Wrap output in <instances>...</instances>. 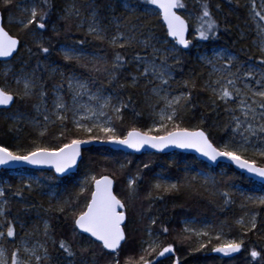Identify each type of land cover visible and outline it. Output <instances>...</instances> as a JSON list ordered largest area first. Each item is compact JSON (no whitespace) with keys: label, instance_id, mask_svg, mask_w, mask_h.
<instances>
[{"label":"snow or ice","instance_id":"snow-or-ice-1","mask_svg":"<svg viewBox=\"0 0 264 264\" xmlns=\"http://www.w3.org/2000/svg\"><path fill=\"white\" fill-rule=\"evenodd\" d=\"M14 2L2 0L4 7ZM196 2L199 4V14L195 17L193 29L195 40L218 39L222 28L224 31L229 30L227 17L223 21L217 19L211 0ZM115 3H119L125 13L123 16L113 15L109 19L108 23L115 26V32L100 21V5L95 0L86 3L87 16L83 19L81 8L75 3L65 7L59 18L64 22V31L70 29L73 19L79 21L76 24L78 28H83L86 20V36L106 43L113 49L110 58L93 56L91 59L76 49L63 51L66 62L104 77L95 91L89 82L63 72L59 73L60 81L49 89L43 76L37 74L41 67L39 62L31 72L26 71L23 64L18 72L10 68L0 72L5 81L10 75L12 77L11 84L0 85V108L8 110L16 102L30 106L36 116L25 117L21 113L9 119L32 125L38 133L28 148L17 144L14 150L0 144V165L24 163L54 169L59 178L78 166L82 146L93 142L119 145L135 152L145 147L157 152L177 148L192 150L212 164L228 161L241 173L247 174L246 177L230 176L225 184L243 178L249 183L258 180L264 186V23L255 26L257 40L253 44L259 55L258 61L248 63L254 59L252 55H248L247 61H241L238 56L226 51L200 58L212 70L200 84L199 90L209 94L212 111L222 105L227 114L223 129L229 132V136L218 143L205 127L207 117L203 114L194 126L186 123L189 113L199 106L193 96L197 89V75L190 74L177 82L181 89L178 94H174L177 89L172 88L176 82L173 75L175 66L182 64L181 50L196 46L188 38L191 18L178 12L187 9L186 0H103V6L113 13ZM228 3L232 4L233 0H228ZM236 4L239 6V0H236ZM16 6L23 14L19 20L20 30L30 34L39 53L47 56L51 41L45 43L43 31L49 27L53 0H40L39 3L32 0L22 5L17 3ZM215 9L217 12L222 11V5L217 3ZM251 11L259 21L264 22V6L257 11L253 0ZM153 20L161 22L159 26L163 29V37L157 35ZM51 30L55 36L61 35V29L55 24ZM78 43L83 45L85 41L80 40ZM21 50L33 55L32 49L22 44L18 35L10 34L0 23V60L7 63L9 58L19 56ZM55 74L56 70L53 69L49 78ZM105 85L111 90L108 94ZM62 92L69 95L71 102L65 99ZM133 93L143 96V104L148 109L147 114L152 123L145 127L129 126L122 134L116 124L124 120L126 110L131 109L135 116L143 115L135 108ZM85 97L87 102L84 101ZM70 115L75 131L85 135H74L65 142V129ZM56 125L60 126V136L54 139L59 143L42 142L49 127ZM16 130L20 131L19 128ZM143 167L147 169L150 165L145 163ZM36 183L39 184L38 181ZM113 183L108 175L99 178L92 175L84 179L74 197L58 200L55 209L50 207L45 210L64 214L66 219L71 217L72 238L57 240L45 221L43 242L31 247L26 242L16 243V223L14 219H8L10 209L6 190L0 187V264H155L153 256L164 257L165 254L173 253V245L162 244L159 236L153 232L158 218H149L143 231L146 238L134 240V225L137 222L128 215V204L114 194ZM135 183V179L129 181V195L132 198H135ZM209 183L213 188L217 184L211 177L205 178L204 184ZM7 187L11 189V185ZM181 187L183 185L179 183L163 181L153 185L154 190L160 193L158 199H163V194L180 191ZM33 190V182H22L12 191V195L23 197L25 191L31 194ZM85 193L87 195L82 207H77L79 198ZM237 193L240 194L239 207L246 211L231 224L227 220L223 221L218 230L196 231L197 237H207V241L198 242L195 251L211 245V252L228 257L240 253L245 245L243 237L256 232L260 212L254 209H264V195H248L231 183L227 190L218 191L221 206L235 204L233 197ZM53 195L49 194L50 199ZM233 227L239 230L238 237L231 238ZM162 232L167 233L168 228L163 227ZM188 232L189 229L185 228L184 240L189 239ZM53 252L59 253V257L54 258ZM250 257L257 264H264V255L256 248L250 250ZM175 264H180L179 260Z\"/></svg>","mask_w":264,"mask_h":264},{"label":"trees","instance_id":"trees-1","mask_svg":"<svg viewBox=\"0 0 264 264\" xmlns=\"http://www.w3.org/2000/svg\"><path fill=\"white\" fill-rule=\"evenodd\" d=\"M20 0L9 6L4 7L2 0H0V11L3 17V25L12 35H18L22 44L27 45L32 49L33 55H29L26 50H21L16 62H24L27 67L32 71L36 68L37 62L41 67L37 72L38 75H42L46 86L49 88L51 83H57L56 77L49 78L48 65L51 63L58 64L62 67L66 74L76 73L84 79L89 80L93 84H100L104 80V77L98 73L90 72L85 68L78 67L74 63H68L63 59V54L60 53L58 47L62 44H70L79 46L85 51L97 53L99 57L110 58L113 53V49L106 43H101L97 40H93L91 37L86 36V31L83 28H78L76 24L77 20L71 21V27L68 31H64V22L59 19L62 15L61 12L65 6L75 1V4L81 9H87L85 7L88 0H53L54 9L48 21L49 27L43 31V39L47 44L51 41L50 53H39V50L35 47L33 37L20 30V26L8 25L4 23L5 16L7 14L19 15L16 11V5ZM37 3L40 0H36ZM100 5L99 17L104 19L107 13V8L103 6V0H95ZM187 9H181L191 18V25L189 29V37L193 40V43H202L203 48H209L210 46H220L235 53L241 61H247L248 55H252L254 59L248 62H256L259 59L258 53L251 45L252 33L249 31V24L251 20L248 18L249 4L245 0H239V6L236 4V0H233L232 4L228 3V0H211L212 10L217 19L223 21L227 17L229 24V30L224 31L223 28L219 32L218 39H212L209 41H197L194 39V26L195 17L199 14V4L196 0H186ZM220 3L222 5V11L217 12L215 5ZM114 12L124 13L115 3L113 5ZM125 15V13H124ZM160 21L153 20V24L156 25V33L158 36L163 37V29L159 26ZM55 24L57 28L61 29V35L55 36L51 30V26ZM192 35V36H190ZM243 36V39L241 38ZM84 40L83 45L78 41ZM178 47V46H177ZM182 64L175 66L174 75L177 81H182L190 74L197 75V89L193 93L196 103L199 105L193 112L189 113L186 117V123L188 126H194L198 123L201 115L207 117V123L205 127L210 131L211 136L215 142H220L227 139L229 132L224 131L223 125L226 122L227 114L223 111V106L220 105L216 111H212L209 105V94L199 90L200 84L206 80L207 69L201 66L194 58V48L190 47L186 50H181ZM89 59L93 56L86 55ZM14 63V68H18L14 60H9ZM10 77L7 78V80ZM123 80V76L121 77ZM5 79L0 78V85L4 84ZM106 86V85H105ZM179 86V83H178ZM107 87V86H106ZM50 89V88H49ZM110 90V89H109ZM180 91V86L177 89ZM111 91V90H110ZM143 89H141V92ZM67 94L66 92H63ZM136 99L135 108L137 111L143 113L141 116H135L131 109L126 110L124 114V120L117 122L116 127L123 134L127 131L129 126L145 127L149 125L151 118L148 116V109L143 104V96L133 93ZM28 113L31 114L33 109L21 102H16L14 106H11L8 110H0V144L6 145L9 148L15 150L17 144L22 145L25 148L31 147V140L37 137V134L30 129L25 123L18 122L6 117L7 114ZM69 121L65 129V142L70 136L85 135L83 133H77L75 130L70 129ZM19 128L20 131L16 129ZM70 135V136H69ZM60 136V126L49 127L47 135L43 138V141H49L52 144L59 143L54 137ZM85 138H87L85 136ZM100 142H93L84 145L82 149L81 161L74 174L65 177L57 178L50 171H35L30 169H24L36 173L42 178H45L48 182L56 183L58 187L62 189L59 197L60 200L74 197L78 188L72 183V178L85 172H90L97 177L103 174L111 175L115 180L114 193L118 198L122 199L128 204V215L137 223L134 225L136 232L134 240H140L146 238L143 236L144 228L148 225L149 218H158L157 224L153 226V232L159 236V240L162 244L173 245L174 252L166 254L164 257L153 256L152 259L155 264H175L179 260L180 264H257V261H252L250 257V250L256 248L264 255V209L256 208L257 212H260L258 216V228L255 233H249L244 236L245 245L242 247L240 253H234L231 256H222L221 254H213L211 252V245L208 248L201 251H195V247L198 244V240L193 236H188L189 239L184 240L182 232V220H193L196 223L208 221L215 229L219 228V225L227 220L230 224L242 216L245 209L240 208L237 203L221 206V198L218 195L219 190H227L231 183L241 186H250L254 183H249L243 178H237L230 181L229 184H225V181L231 177H245L238 172L232 166L218 165L212 168L214 172V180L217 182L215 188L213 186H205L200 183L199 180H192L194 177V171L196 170H208V166L198 160L193 155L182 154L173 152V158L168 159V154L162 153H144L140 155L126 154L121 151H114L105 146L100 145ZM130 162V163H129ZM148 163L149 168L145 169L143 165ZM194 167L191 168L190 166ZM211 168V167H210ZM223 169L225 171L220 172ZM10 170H0V179L4 177L8 178V184H4L3 188L6 190V199L8 200V219H13L14 216H19L22 219H32L37 213L42 219L47 220L50 226L51 233L57 240L61 238H72V220L71 217L65 218L64 214H59L53 211H45L48 208L55 209L57 200L49 198L48 196L40 195L37 190H34L29 194L27 191L23 193V197L13 196L12 191L16 189L14 180L9 176ZM161 172L170 175L176 179V183L183 185L178 192H169L163 194V199L157 197L160 193H157L151 185L153 176L155 173ZM130 177L135 179V198L129 195V192L125 190L124 180ZM191 181V183H189ZM11 185V189L7 186ZM151 193V198H149ZM87 193L81 196L80 203L77 207H82ZM48 201V202H47ZM27 209V210H26ZM167 227L168 232H162V228ZM18 231L16 226V232ZM228 231V229H225ZM189 235V234H188ZM231 237L235 238L240 235L237 228L233 227L231 231ZM43 237V233H42ZM79 240V237L77 238ZM206 242L207 239L205 238ZM51 248V245H49ZM53 257H59V253L53 252Z\"/></svg>","mask_w":264,"mask_h":264},{"label":"rangeland","instance_id":"rangeland-1","mask_svg":"<svg viewBox=\"0 0 264 264\" xmlns=\"http://www.w3.org/2000/svg\"><path fill=\"white\" fill-rule=\"evenodd\" d=\"M245 1H247L248 4H249V7H248V18L252 21L251 24H249V31L252 33L251 45L254 48V50L256 51V46L253 44V41L257 40L256 27L255 26L258 23H264V22L259 21V18L252 14L251 9L253 7V0H245ZM30 2H32V0H20L18 3L22 5L24 3H30ZM35 2L37 3L36 0H35ZM73 3H75V1L69 2L65 7H67V6H69V5L73 4ZM254 3H255L257 11H260L261 10V6H264V0H254ZM116 4L122 10V8L119 5V3H116ZM63 10H64V8H63ZM63 10H62L60 15H63ZM16 11L18 12L19 15L7 14L5 16L4 23H6L8 25L12 24V25L20 26L19 20L23 18V14H22L21 10L19 8H17V6H16ZM179 12L181 14H187V12H184L183 10H179ZM81 13H82V19H83L84 17L87 16V9L86 10L85 9H81ZM113 15H115V16H123L124 13H122V12H114L113 13L112 11L107 10L105 18L101 19L99 17V19H100V21L103 24L108 26L110 31L115 32V26L113 24H109L108 23L109 19H111L113 17ZM78 23H79V21H78ZM83 29L85 31H87V22H86V20L84 22ZM190 36H192V35H190ZM189 39H191V37H189ZM195 45L196 46L193 47L194 48V58H195V60L198 63L201 64V66H203L204 68L207 69V74L208 75H209V73L211 72L212 69H211L210 66H207L205 63H203L200 58L203 57V56L212 57L214 55V53L221 52V51L231 52V51L227 50L226 48L220 47V46H210L209 48H203V44L202 43H196ZM66 49H76L78 51H81L84 55H91V56H98V57L100 56L97 53L88 52V51H85L84 49H82L79 46H74V45H70V44H62V45H60L58 47V50L60 51L61 54H63V51L66 50ZM231 53H233V52H231ZM233 54L236 55L235 53H233ZM13 60H14L13 62H15V64H17L18 68L15 69L14 68V63H12L10 61H8L7 63L6 62H0V72H2L5 68H10V69L13 70V72H18V70L20 69L22 64L24 65L26 71L31 72V70L27 67V65L24 62H16L17 59H13ZM248 63H254V62H248ZM53 69L56 70V74L54 75V77H56L57 81L59 82L60 81L59 73L60 72L65 73V72L62 69V67L59 66L58 64H55V63L49 64L48 65V70H47L48 73L49 74L52 73ZM73 74L78 79H80L82 81L89 82L90 87H92L93 91H95V89L100 86L99 83L98 84H93L89 80L82 78L81 76H79L78 74H76L74 72L68 73V74L65 73V75H73ZM173 75H174V73H173ZM208 75H207V77H208ZM9 77H10V79L5 81L4 84L5 83H8V84L12 83L11 75ZM174 77H175V75H174ZM0 78H4V77L2 75H0ZM175 81L176 82H174L172 84V88L178 89L179 86H178L177 82H179V81H177L176 78H175ZM54 84L55 83H51L49 85V88L51 89V87ZM252 86L255 87V84L252 83ZM169 90L171 91L172 89H169ZM178 92L179 91L177 90V92H175L174 94H178ZM108 93H110V90L106 87V94H108ZM61 94L64 95L66 100L71 102L70 101V97H69L68 94H64L63 92ZM50 95L51 94H49V96ZM84 101L87 102V97L84 98ZM49 107H51V103L50 102H49ZM18 114H21V113L16 112V114H7L6 117L9 118L11 116L18 115ZM23 114H24L25 117L36 116V113L34 111L31 114L24 113V112H23ZM81 114H83V113H81ZM37 119H42V117H37ZM81 122L82 123H88V121H81ZM151 123H152V120L150 121L149 125ZM69 124L71 125L70 129H72L74 131L75 128H74V125L72 123L71 115H70V118H69ZM27 126L30 129H32L38 135L36 128H34L32 125H27ZM50 127H52V126H50ZM73 135H76V134L73 133ZM70 137H72V136H70ZM70 139L71 138H69L68 140H70ZM42 142L52 144L49 141H42ZM173 157H174L173 153L168 154V159H172ZM190 167L193 168L194 166L191 165ZM207 168H208V170H205V171H202V170L194 171V177H196V179L199 180L202 185H205L204 184L205 178H208V177H211L212 179L214 178V172L212 170V167L210 168V166H208ZM219 171L222 172V171H225V170L220 169ZM92 175L93 174L90 173V172H85V173H82L80 175L75 176L74 178H72L71 181H72V183L74 185H76V187L79 190L81 182L84 179H86V178H88V177H90ZM106 175H109V174H106ZM9 176L14 180L16 186L21 185L22 182L23 183H28L29 181H31V182H33L34 190H37V192L40 195H42V196L46 195V196H48L50 198L49 194L50 193H54V195L51 198H54L57 201L60 200L59 195H60L62 189L60 187H58V185L56 183L48 182L45 178L40 177L36 173L30 172V171H25L24 169H16L14 171L10 170ZM130 180H132L130 177H127L124 180L125 190L128 191L129 193H130V189H129V181ZM37 181L39 182V184L36 183ZM157 181H163L165 183H176V179L175 178H172L170 175H167V174H164V173H161V172H157V173L154 174L153 180L151 181L152 187ZM4 184H8V178L7 177H4L3 179H0V187H3ZM205 186H212V185H211V183H209L208 185H205ZM134 187H136V186L134 185ZM237 187L242 192H244V193H246L248 195H256V196L264 195V186H262L261 184H258L256 182H254V184H251L250 186L237 185ZM233 191H235V190L233 189ZM233 200H235L237 205L239 206L240 194L237 193V195L233 197ZM13 219L15 220V223H16V226H17V229H18L17 237H16V243L18 245L26 242L28 244V246L31 247L34 244H36L37 242H43L44 238L42 237V233L44 231V223L47 220L42 219L37 213L34 215V218H32L31 220L30 219H22L19 216H14ZM181 223L183 225L182 232L184 233V229L188 228L189 232L187 233V235L188 234H189L188 236L192 235L193 238L198 240V242L204 241V239L205 238L207 239V237H204V236L197 237L195 235L196 231H209V232H211L213 229H215L213 226H211L210 223H208V221H203V222L196 223V221H193V220H182ZM21 224H23V227H20ZM217 230H218V228H217ZM26 233L29 234V235H26ZM4 246L6 248L9 247L8 245H4Z\"/></svg>","mask_w":264,"mask_h":264},{"label":"water","instance_id":"water-1","mask_svg":"<svg viewBox=\"0 0 264 264\" xmlns=\"http://www.w3.org/2000/svg\"><path fill=\"white\" fill-rule=\"evenodd\" d=\"M179 12V10H178ZM180 13V12H179ZM181 14V13H180ZM0 23L3 24V17H2V14H1V11H0ZM4 26V25H3ZM7 30V29H6ZM188 38H189V33H188ZM179 47V46H178ZM182 50H186V49H182ZM12 58H9V60H11ZM0 62H5L3 60H0ZM11 107V106H10ZM9 107V108H10ZM0 110H4L3 108H0ZM100 145L102 146H105L111 150H114V151H121L123 153H126V154H136V155H139V154H143V153H162V154H170V153H173V152H177V153H182V154H189V155H193L194 157H196L198 160L204 162L207 166H210V167H217L218 165H229V166H232L234 169L235 166L234 165H231L230 162L228 161H225V160H221L218 162V164H212L211 162L207 161L205 158L201 157L198 153L192 151V150H181V149H177V148H168V149H165L163 152H157L155 149H151V148H148V147H145L144 149H142L140 152H135L131 149H128V148H125L123 146H119V145H114V144H108V143H101ZM84 148V145L82 146V149ZM82 151V150H81ZM81 161V160H80ZM80 161L78 162V165L80 163ZM78 166L74 169H71L68 173L65 174V176H69L71 174H74L77 170ZM16 170V169H30V170H35V171H50L52 172L54 175L57 176V174L55 173L54 169H49V168H41V167H36V166H32V165H27V164H24V163H14V164H11V165H0V170ZM238 172H240V170L236 169ZM241 173V172H240ZM243 174L245 177L247 176L246 173H241ZM103 175H106V174H103ZM64 176V177H65ZM112 180H113V191H114V185H115V181L114 179L108 175ZM99 178V177H98ZM256 183H259L261 184L258 180L255 181ZM115 194V193H114ZM86 235V234H85ZM213 254H220V253H214ZM222 255V254H221ZM223 256V255H222Z\"/></svg>","mask_w":264,"mask_h":264},{"label":"bare ground","instance_id":"bare-ground-1","mask_svg":"<svg viewBox=\"0 0 264 264\" xmlns=\"http://www.w3.org/2000/svg\"><path fill=\"white\" fill-rule=\"evenodd\" d=\"M144 154V153H143ZM148 154V153H147ZM150 154V153H149ZM132 155V154H131ZM140 155V154H139ZM14 171V170H13Z\"/></svg>","mask_w":264,"mask_h":264}]
</instances>
